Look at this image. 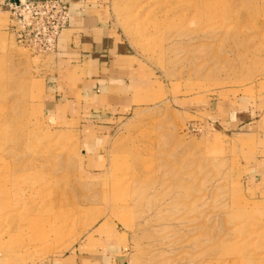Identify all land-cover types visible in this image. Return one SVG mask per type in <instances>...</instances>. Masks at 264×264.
<instances>
[{"label": "rangeland", "instance_id": "rangeland-1", "mask_svg": "<svg viewBox=\"0 0 264 264\" xmlns=\"http://www.w3.org/2000/svg\"><path fill=\"white\" fill-rule=\"evenodd\" d=\"M102 1L139 63L137 97L69 124L42 107L53 52L21 45L0 4V173L17 176L0 264H89L104 249L115 264H264L263 145L247 129L264 124V0H204L199 22ZM29 210L38 222L19 220Z\"/></svg>", "mask_w": 264, "mask_h": 264}, {"label": "crops", "instance_id": "crops-1", "mask_svg": "<svg viewBox=\"0 0 264 264\" xmlns=\"http://www.w3.org/2000/svg\"><path fill=\"white\" fill-rule=\"evenodd\" d=\"M12 1L15 0H4L0 4L9 11ZM61 1L69 5L71 17L51 55V71L45 80L42 96L43 111L52 119L68 124L73 115L87 118L94 112L105 120L110 119V115L134 104L140 84L139 63L130 53V47L108 23L106 5L102 0ZM8 15L10 20V12ZM229 118L228 126L234 131L249 125L242 123L247 120L243 113L236 111ZM262 119L261 116L252 122V127L247 128L260 129L261 132L259 139L263 154L255 166L261 179L264 178ZM110 256L104 249L103 253L90 258L93 264H115Z\"/></svg>", "mask_w": 264, "mask_h": 264}, {"label": "built area", "instance_id": "built-area-1", "mask_svg": "<svg viewBox=\"0 0 264 264\" xmlns=\"http://www.w3.org/2000/svg\"><path fill=\"white\" fill-rule=\"evenodd\" d=\"M9 7L11 32L16 40L33 51L53 52L69 23V5L61 0H19Z\"/></svg>", "mask_w": 264, "mask_h": 264}, {"label": "bare ground", "instance_id": "bare-ground-1", "mask_svg": "<svg viewBox=\"0 0 264 264\" xmlns=\"http://www.w3.org/2000/svg\"><path fill=\"white\" fill-rule=\"evenodd\" d=\"M203 2L205 1L204 0H152V1L147 0L146 3L151 5V7L154 6V9H156V5L160 6V4H164L165 7L168 8L167 15H169L173 9H177L180 11L177 12V14L175 15L176 16L175 18L192 17L195 19L196 22H199L201 21L203 17L202 13L200 12V6ZM204 10H205L206 17L214 16L216 14V8L212 7L211 4H205ZM5 124H6V118L5 116H3V114H0V130L4 128ZM16 177L17 176H15L14 178H11V177H7L6 175H3L0 173V198L1 199L11 197L12 195L11 184L13 183V181L16 180ZM119 184H120V187L122 188L124 183L119 182ZM7 210L15 211L14 204L9 206V204L0 203V211L6 212ZM29 212L30 214H25L22 216L20 215L21 218L19 220L21 221L22 219H26L31 224L33 222H38L39 221L38 216H35V214L33 213V210H29ZM45 221L47 222V220Z\"/></svg>", "mask_w": 264, "mask_h": 264}, {"label": "water", "instance_id": "water-1", "mask_svg": "<svg viewBox=\"0 0 264 264\" xmlns=\"http://www.w3.org/2000/svg\"><path fill=\"white\" fill-rule=\"evenodd\" d=\"M19 0H15V2L17 3Z\"/></svg>", "mask_w": 264, "mask_h": 264}]
</instances>
